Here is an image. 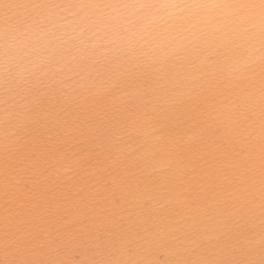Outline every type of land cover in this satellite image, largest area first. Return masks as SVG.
I'll use <instances>...</instances> for the list:
<instances>
[{
    "label": "snow or ice",
    "instance_id": "obj_1",
    "mask_svg": "<svg viewBox=\"0 0 264 264\" xmlns=\"http://www.w3.org/2000/svg\"><path fill=\"white\" fill-rule=\"evenodd\" d=\"M0 264H264V0H0Z\"/></svg>",
    "mask_w": 264,
    "mask_h": 264
}]
</instances>
